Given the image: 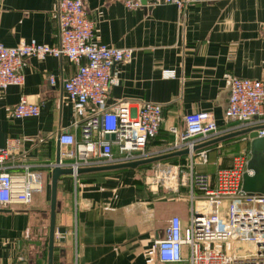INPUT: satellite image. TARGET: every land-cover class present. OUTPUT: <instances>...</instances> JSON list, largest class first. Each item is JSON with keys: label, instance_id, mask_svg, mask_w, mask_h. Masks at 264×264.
Here are the masks:
<instances>
[{"label": "crops", "instance_id": "1", "mask_svg": "<svg viewBox=\"0 0 264 264\" xmlns=\"http://www.w3.org/2000/svg\"><path fill=\"white\" fill-rule=\"evenodd\" d=\"M56 1L2 0L0 43L13 47L35 39L54 44ZM82 1L94 22L95 41L133 51L130 62L113 65L107 106L127 102L137 107L150 101L163 108L158 135L138 159L172 152L170 128L178 135L186 114L207 111L220 133L196 143L201 145L197 149L208 150V163L194 155L193 169L213 175L218 167L229 166L239 153L232 150L249 145L246 135L203 143L242 129L224 116L231 78L264 81V38L259 33L264 0H194L182 9L172 4L127 9L122 0ZM163 69H173L175 76L163 78ZM75 70L65 57H29L21 68L23 84L0 88V147L19 140L2 165L13 175L33 171L40 183L30 204L0 205V264H47L51 171L58 156L64 165L70 161L61 156L69 147L58 136L71 132L80 139L74 124L79 118L63 89V80ZM21 97L39 105L37 116L11 117ZM87 109L82 117L91 113ZM113 151L120 158L116 144ZM175 156L135 168L61 175L52 264H187L160 262L155 247L172 215L183 226L189 218L192 163L188 154ZM194 195L198 199L199 191ZM199 205L206 208L203 201L194 207Z\"/></svg>", "mask_w": 264, "mask_h": 264}, {"label": "built area", "instance_id": "2", "mask_svg": "<svg viewBox=\"0 0 264 264\" xmlns=\"http://www.w3.org/2000/svg\"><path fill=\"white\" fill-rule=\"evenodd\" d=\"M0 0V5H1ZM194 0H122L127 9L147 8L156 4H172L182 9ZM56 42L38 43L35 39L20 41L8 47L0 43V88L22 85L21 68L29 57L44 59L47 56L65 57L76 65L75 72L63 80V89L71 101L79 128L80 139L71 132H63L58 142L69 148L61 156L69 159L74 171L78 167L112 164L136 160L145 155L148 140L154 137L163 120L162 106L143 102L131 106L119 102L106 104L113 65L130 62L133 51L117 48L94 40V22L89 19L82 0H57L55 7ZM259 33L264 38V18L259 23ZM163 78L175 76L173 69H163ZM51 84L54 79L48 76ZM229 103L224 116L237 121L240 128L264 124V81L250 78H231ZM90 106V114L85 115ZM39 114V105L21 97L11 111V117L23 119ZM82 117V118H80ZM184 128L169 149H187L191 159L189 167V199L191 208L186 225L178 215H172L164 235L155 240L160 262L187 264H264V193H247L242 189V177L250 170L249 152L242 151L232 157L231 164L218 167L213 175L194 171V147L197 142L219 134L214 116L207 111H197L183 117ZM114 134L113 140L106 134ZM264 136V128L257 130ZM18 139L0 147V205L31 203L33 191L40 188L38 175L26 170L13 175L3 167V162L17 148ZM118 147L120 158H115L113 145ZM201 163L206 153L198 154ZM198 190L200 197L194 195ZM203 201L196 209L194 204ZM193 205V206H192ZM227 209V216L224 214ZM186 247V254L183 248ZM243 251L244 253H241Z\"/></svg>", "mask_w": 264, "mask_h": 264}, {"label": "water", "instance_id": "3", "mask_svg": "<svg viewBox=\"0 0 264 264\" xmlns=\"http://www.w3.org/2000/svg\"><path fill=\"white\" fill-rule=\"evenodd\" d=\"M230 92H231V88L229 85L226 94V107L229 103ZM260 128H264V124L237 129L235 131L226 133L224 135L215 137L213 139H209L203 143L205 145L208 143L218 142L239 135H246L248 137L250 157L247 163V168L250 170V173L245 172L242 177V189L247 193H264V136L262 137L257 136V130ZM105 138L113 140L115 138V135L112 133L106 134ZM200 146L201 145H195L193 149L195 150ZM187 154H189V152L185 148L182 150L167 152L160 155L150 156L142 159L123 161L112 164H103L98 166L78 167L75 171L71 167L63 166L62 164H60V158L58 156L51 171V195H50V212H49L47 264H52L53 262L55 214L57 208L59 207V202L56 199V192H57V182L61 175H78L82 172H88V171L111 170V169L126 168V167L135 168L138 165L159 161L170 156L187 155ZM224 214L227 216V209H224Z\"/></svg>", "mask_w": 264, "mask_h": 264}, {"label": "trees", "instance_id": "4", "mask_svg": "<svg viewBox=\"0 0 264 264\" xmlns=\"http://www.w3.org/2000/svg\"><path fill=\"white\" fill-rule=\"evenodd\" d=\"M163 109V108H162ZM162 113H163V110H162ZM158 132H159V130H158ZM157 135H158V133L154 136V137H152V138H150L149 140H148V142L150 141V140H152V139H155L156 137H157ZM147 142V143H148ZM214 143H218V142H214ZM214 143H211V144H214ZM210 144V145H211ZM147 145V144H146ZM196 154L195 155H198L200 152H205L206 153V156H207V158H206V162H205V165L208 163V150L206 149V148H199V149H196ZM234 153H236V152H234ZM179 156H181V157H184V156H186V155H178V157ZM176 158V156H173V157H169L167 160H171V159H175ZM197 171H199V170H197ZM201 172H204V171H201Z\"/></svg>", "mask_w": 264, "mask_h": 264}, {"label": "rangeland", "instance_id": "5", "mask_svg": "<svg viewBox=\"0 0 264 264\" xmlns=\"http://www.w3.org/2000/svg\"><path fill=\"white\" fill-rule=\"evenodd\" d=\"M248 137L246 136V139ZM232 151H235V152H242V151H247V152H250V149H249V145L248 143L245 144V147L244 148H239V149H233ZM241 253H244L243 251H241Z\"/></svg>", "mask_w": 264, "mask_h": 264}]
</instances>
